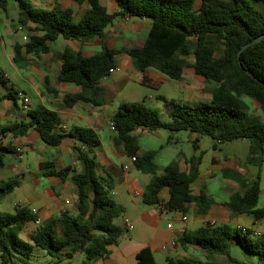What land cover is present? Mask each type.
Masks as SVG:
<instances>
[{"label": "trees", "instance_id": "16d2710c", "mask_svg": "<svg viewBox=\"0 0 264 264\" xmlns=\"http://www.w3.org/2000/svg\"><path fill=\"white\" fill-rule=\"evenodd\" d=\"M16 1L19 20L15 29L24 28L27 37L25 43H13L16 64L22 63L26 55L40 57L50 53V44L59 38L82 45L97 39L102 41V49L90 56L68 47L57 55L61 61L57 81L81 88L78 93L65 95L63 104L67 108L80 102L102 105L105 90L102 81L117 69L118 58L122 55L133 60L136 69L143 73L145 84L153 85L146 75L148 70H153L173 80L187 79L204 90L200 87L201 82L188 78L189 68L193 71L191 76L214 84L210 89V102L167 103L170 122L162 121L157 111L142 102L119 105L112 118L116 133L114 145L122 148V153L136 158V168L152 175L142 195L144 204L163 206L167 212L183 216L194 205L197 214L206 215L215 200L204 191L194 194L192 189L200 174L202 156L190 159L189 171L181 170L173 162L159 174L156 165L159 151H142L135 135L138 128L150 132L158 129L190 131L199 138H213L215 148L218 144L245 140L249 150L247 163L261 170L264 121L250 113V106L243 96L258 102L264 112V39L255 42L264 34V10L257 9L249 0H201L198 9H195L196 0H114L118 9L111 13L100 0H73L79 5H87L76 21L74 10L64 8L57 1L50 8L37 7L32 0ZM254 1L264 4V0ZM7 4L8 0H2L4 11ZM118 17L147 20L150 28L144 42L121 48L113 46L106 36V29ZM243 48L239 59L238 53ZM189 57H193V62ZM44 83L50 93H58L51 86L50 78L47 77ZM0 84L7 89L0 100L11 99L17 104L19 94L23 92L10 82L1 67ZM27 113L29 122L2 127L0 136L11 133L22 137L35 130L49 146H59L67 137L76 141L72 154L80 171L72 166H62L58 160L41 161L39 168L44 177H55L63 183L70 180L76 186L77 215L62 211L37 224L39 217L26 206H16L14 213L0 212L1 264H30L35 246L55 258H59L61 252H66L69 259L83 253L87 262L109 258L111 247L118 244L122 235V228L115 225L114 220L124 214V208L114 198L112 179L97 174L102 168L95 152L101 146L97 130L74 125L65 131L61 128L59 113L43 106L29 108ZM20 154L16 147L0 143V166H5L8 156L17 158ZM20 184L19 179L0 180V203ZM240 184L244 191L232 194L224 206L235 215L252 216L255 221L264 219V207H258L260 177ZM163 191L168 192L166 200L161 197ZM31 222L37 227L30 234L32 243H28L20 235ZM178 242L184 248L197 246L204 250L208 260L203 264H218L212 259L215 255L227 257L232 264H246L231 255V242L264 260V233L258 234L244 227L234 229L227 223H206L196 230L185 231ZM136 259L137 264H156L150 247L140 250ZM168 264L198 263L170 258Z\"/></svg>", "mask_w": 264, "mask_h": 264}, {"label": "rangeland", "instance_id": "374dc122", "mask_svg": "<svg viewBox=\"0 0 264 264\" xmlns=\"http://www.w3.org/2000/svg\"><path fill=\"white\" fill-rule=\"evenodd\" d=\"M37 7H50L55 0H32ZM63 3H67V0H56ZM110 0H101V3L111 11L108 4ZM251 4L257 9L263 11L264 4L256 2L254 0H249ZM201 0H196V7L199 6ZM0 20L2 23L0 25V67L5 71L10 82L16 85L17 87L23 89L25 94L30 98V103L24 106L26 109L37 108L40 106V98L36 93L35 88L32 86L39 85V81L35 78L30 80V73L26 66H23L22 63L16 64L12 62L10 54L12 53L11 42L12 38H21L26 33L25 29H15L18 26L19 20V8L15 0H8L7 10L3 11L1 9ZM84 12L83 6H79L76 9L75 20L78 21L81 14ZM13 18L14 23V33H11L4 23V20L9 26L11 24L10 19ZM134 20V19H133ZM116 23H123L124 18L118 17L115 20ZM143 27L140 30L135 29L132 26V22H129L125 27L127 32L123 36L108 34V37L113 39L116 45L122 46L124 44L131 43L132 41L144 40L148 34V28L145 26L148 24V21L142 20ZM9 31V32H8ZM18 31V34H16ZM2 40L6 43V49L2 47ZM24 42V41H23ZM61 42H57L52 46L53 50L60 48ZM82 47V46H81ZM87 46H83V51L87 52ZM101 50V47H98L96 51ZM190 62H193V57L188 58ZM125 60H129L132 63L133 60L127 57H121L118 64ZM153 71V70H152ZM190 74L188 78L201 82V88L192 85L189 83V80H173L164 76L166 80L159 82L156 85L145 84L140 79V72L138 70H130L125 72L121 69L119 72H113L110 76L105 78L102 83L106 86V93L101 97L103 99V104L98 106H92L94 109V114L100 119L102 128L99 131V137L103 143V147L100 150V155L102 156L104 151L105 153L110 150L113 138L116 136L115 131H111L110 123L112 118L117 112L119 105L124 102H142L146 107L153 109L158 112L160 118L164 122H170L171 118L167 110L166 104L171 101H176L179 103H188V104H199L203 102H210L212 99V94L210 89L214 86L213 83H206L197 76H191L192 69L187 70ZM1 85V84H0ZM3 86V85H1ZM4 87V86H3ZM163 97L160 99L159 97ZM243 100L249 104L250 113L252 115H258L264 121V112L261 110L260 104L250 97L243 96ZM22 101V100H21ZM22 105V102L20 103ZM22 107V106H21ZM71 126L74 124L81 125L83 123H76L75 121L70 123ZM135 135L139 139L140 147L143 152L147 151H159L157 156V171L159 174L163 173V168L173 162H178L182 157L190 158L194 154V144L195 138L194 134L190 131H179L171 132L166 129H158L154 132H150L144 128H138L135 131ZM214 139L209 136H204L199 143L200 150L203 152V159L200 166L201 173L212 172L215 174L214 178H208L206 181L205 189L212 195L217 202L222 200H227L228 197L221 191V188L225 186L223 180V173L218 168L213 170L212 163L214 157L217 160L224 162V158L232 162L233 165L229 168V173L227 176H231L238 182H250L260 177L261 184V194L259 199L258 207H264V163L259 171V169L253 165L246 163V159L249 156L248 146L245 144L244 140H238L235 144H222L220 150H216L213 147ZM112 152L108 153L109 158L112 160L110 167H104L98 171V176H103L105 178H110L113 181V190L117 193L114 196L116 202L124 208V214L114 220V224L122 228V235L118 241L117 245L111 247V255L104 261V264H135L136 258L135 254L140 249L147 246V244L152 243V248L156 249L155 257L157 264H168L170 258L182 259L186 261L196 262L198 264H203L208 260L207 253L201 248H191L187 250L188 257L181 255L183 252V247L180 245V251L174 249V246L169 243L167 234L168 232L164 231L167 229V224L169 222L174 223L177 227L178 223L175 220L177 214L172 212H165L162 217V221L158 223V228H154L149 223L145 222L142 219H138L143 209H148L149 206L143 203L142 195L145 192L147 185L152 179V175L147 174L132 164L129 170L122 169V165L129 163L130 157L125 153L121 152L120 148L113 147L111 148ZM57 148L49 146L46 143L42 142L39 138L32 144L30 147H25L21 158L17 159L13 156H8L9 162L11 160L16 161L19 167L23 168H32L27 174L28 178L37 176L35 170L37 169V159L40 156H44L47 159H52L54 156H57ZM96 154H98L96 152ZM99 161L104 162L105 158L98 156ZM228 169V168H227ZM226 169V170H227ZM247 174V175H246ZM12 179H16L14 176ZM9 180V179H6ZM20 181H23V178L20 177ZM28 184H31L30 180H27ZM54 189L55 192L60 193L64 187L60 181L55 179H48L45 177H40V184L37 185V191L43 193L47 189ZM73 191V188H70ZM69 191V192H71ZM139 191L140 196L135 195ZM18 205L29 207L30 209H39L42 207V203L32 197L26 192V188L18 187L12 193L7 195L2 202L0 203V212L14 213L15 208ZM65 208L73 215H77V209L74 205H65ZM38 212V211H37ZM53 212V211H52ZM62 212L54 211L56 215ZM53 215V216H56ZM190 218V228L198 229L204 225L203 222L197 221V214L194 210L188 212ZM52 217L51 215H45L44 221ZM236 223L234 221L229 222L234 229L244 227L252 229L256 233H264V219L255 221L252 216H237ZM42 221L41 223H43ZM128 224L133 225V229L128 228ZM37 224L31 222L27 224L24 231L21 233L20 237L28 242L32 243L30 240V234L35 230ZM163 246L166 249H162ZM230 253L237 260L244 262L246 264H264V260H260L259 256L251 253L235 242L230 243ZM212 259L218 264H232L227 257L223 255H215ZM81 260L86 261L85 256H82ZM30 264H57V258L52 257L47 253L46 250L35 246L33 250V255L30 260ZM75 264H81L78 259Z\"/></svg>", "mask_w": 264, "mask_h": 264}, {"label": "crops", "instance_id": "0c3cea01", "mask_svg": "<svg viewBox=\"0 0 264 264\" xmlns=\"http://www.w3.org/2000/svg\"><path fill=\"white\" fill-rule=\"evenodd\" d=\"M55 2H56V0H55ZM57 2H59V1H57ZM16 3H17V1H16ZM54 3H52V5H50V7H52ZM59 3L64 8H67V7L72 8L74 10L75 14H76L77 7L80 6L79 4L74 2L73 0H67V3H63L60 1ZM108 4L111 8L110 9L111 11H109V12L113 13L118 9V5L114 0L108 1ZM200 5H201V2H200L198 7H196V4H195V9H198L200 7ZM81 6H83L84 11L87 9L86 4H83ZM50 7H43V8H50ZM0 13H2V12H0ZM6 18L10 19V21H11V24L8 26L7 22L4 20L6 28H8V30H10L11 33H14L15 31L13 28V24L16 22H14L13 18H8V17H6ZM129 22H132V26L137 30H140V28L143 27L142 20H138V19L133 20V19H129V18H124L123 23H116L114 21V23L106 29V36L110 40V42L113 46H116L117 48H121V47H126L129 45H132L134 43L144 42L145 39L144 40H138L136 42L132 41L131 43L124 44V45L118 47L116 45V43L113 41V39L108 37L109 33L116 35V37L118 35L123 36L124 33L127 32V29L125 26ZM1 23H2V20H0V25H1ZM145 26H147L148 31H149V28H150L149 22ZM16 34H18V32H16ZM24 36H26V33L22 36V39ZM20 39L21 38H19V39L15 38V40H14V38H12V40H10L11 47H12V53L10 54V58H11L12 62H14V60H13V56H14L13 43H14V41H18L20 43H25L24 40H23L24 41L23 42ZM57 42H61L60 48L53 50L52 46ZM83 46H87L86 47L87 52L83 51ZM2 47L4 49L7 48L6 43L3 40H2ZM67 47L71 48L75 51H82L85 55L90 56V55H93L94 53L100 51V50L96 51V49L98 47H101V49H102V41L100 39H97V40H93L89 43L82 45L76 41H71V40L59 38L57 41L50 44V48H51L50 53L42 55L40 57H35L32 55H26V59L24 61H22V65L26 66V68L29 70V73H30L29 79L30 80H33L36 78L39 81V85H35L33 83L32 86L35 88L36 93L40 98V106L46 107V108L53 110V111H57L59 113L61 121H62L61 128L63 130L69 131V129L72 126L77 125V124H74L71 126L70 123L75 121L76 123H83V124L77 125V126L92 127L94 129H96L97 133L99 134V131L101 130L102 125H101L100 119L94 114V109L92 107L93 105L80 102V103L76 104L75 106H73L72 108H67L63 104V101H64L66 94H75V93H78L81 91V88L75 84L59 83L57 81V78H58V75H59V72L61 69V61L57 58V55L59 53H61ZM121 57H126V56L125 55L120 56L118 58L117 62H119V59ZM121 69L124 71V73L125 72L127 73L130 70H137L135 64L129 60L123 61L121 63V65L118 64L115 72H119ZM138 72H140V71H138ZM146 75H148V77L151 79V83L153 85H156L157 83L163 82L164 80H166L164 77L165 75L160 74V73L155 72V71H152V70H148L146 72ZM47 77L50 78V80H51V86L53 88L57 89L58 93L56 95L53 93H50L46 89V87L44 85L45 84L44 81ZM198 78L201 79V77H198ZM140 79H141V81L143 79V73L142 72H140ZM201 80H203V79H201ZM102 86L105 89L104 93H106V90H107L106 86L103 83H102ZM17 88L21 92L24 91L23 89H21L19 87H17ZM6 93H7V89L0 85V96L5 95ZM23 93L29 99V103H30L29 96L27 94H25V92H23ZM21 100L22 99H20L17 104H15L11 99L3 98L2 100H0V128L9 126V125H12L15 123H21V122L27 123V122H29L30 118H29L28 113H27L28 109H26L24 107L26 105H24L23 101H21ZM21 102H22V105H20ZM194 135H195L194 140L195 141L198 140V142H195V144H194V151L195 152H194V154H192V157L202 156V159H203V152L200 150V146H199V143L203 137L199 138L198 135H196V134H194ZM38 138L41 140L39 134L35 130H30L26 136H22V137H15L11 133L0 136V143L4 146L9 145V146L16 147L17 150L19 152H21V154L17 157V159H19V158H21V156L23 154L24 148L32 146V144ZM236 142H238V141L230 142L227 144H230V146H231V145L235 144ZM75 144H76V141L73 138L67 137L64 139V141L62 142L61 145L56 146V148H57V154L56 155L57 156H54V158H52V159H47L44 156H40L37 159V169L35 170L37 176L32 177L31 179L28 178L27 174L30 173L31 175H33L32 172H29L30 170H32V168H30V167L29 168L19 167L17 165L16 161L11 160L9 162L8 157L5 160V166L4 167L0 166V180H6V179L11 180L10 178H13L14 176H16V179H20V177H22L23 181H21V184L19 187L25 186L26 192L29 195H31L32 197H35L36 199H38L42 203L41 208L33 209V210L38 211L37 216L39 217L41 222L44 221V217L47 214L51 215L52 217H55V216H53V215H56L54 213V211H57V210L60 211L61 209H62V211H69L65 208L64 204L75 206V203L77 200V188L70 180L63 183L58 178L52 177V178H48V179H55L57 181H60L63 184L64 187L62 188V191L60 193H57L51 187V189H52L51 191H50V189H47V191L40 193L36 189H37V185L40 184V177H44V176L42 175V173L40 171L39 164L41 161L58 160L62 166H72V168L78 169L80 171L81 170L80 166L73 161V154H72L73 149L72 148ZM113 144H114V138L112 140L110 150L106 153L104 151L102 156L100 155V150L103 147L102 142H101V146L99 148H97L95 151L98 153V154H96L97 159H98V156H100L101 158H105L104 162L101 163L99 161L101 163V165L103 164L104 167H107V166L110 167V165H111L112 160L109 158L108 153L112 152L111 148L113 147ZM245 144L248 146L247 141H245ZM214 145H215V141H214ZM214 145H213V147H214ZM195 146L198 148H196ZM220 148H221L220 144H218L217 148L214 147V149H216V150H220ZM120 149L122 151V148H120ZM157 162H158V159H156V165H157ZM176 163L181 168V170L189 171L190 160H188V158L182 157ZM246 163H247V159H246ZM229 165L232 166L233 163L229 162V160H227L226 158H224V162H221L220 159L217 160V158L214 157L213 163H212L213 170L215 168H218L223 173V180H224L225 186L223 188H221V191L228 198L236 192H243L244 191V188L241 186L240 182H238L237 180H235L231 176H227V173L230 172L229 171V168H230ZM131 166H132V162L129 161L128 164H126L124 166L122 165V169L129 170L131 168ZM200 166H199V170H200ZM125 167H129V168L126 169ZM214 176H215V174L212 173L211 171L207 172V173H201V171H200L198 179L192 184V189H193L194 194H200V192L204 191L208 196L213 197L205 189V187H206L205 185H206L207 179L208 178H214ZM45 178H47V177H45ZM27 180H30L31 184H28ZM71 187L73 188V191H71V189H70ZM69 191H71V192H69ZM113 194H114V196L117 195V193L114 190H113ZM135 195L140 196V192L137 191L135 193ZM161 197H162V199L166 200L168 198V192L163 191ZM214 200H215V198H214ZM227 200H222L221 202H217L215 200V203L212 205L211 209L208 211V213L206 215L197 214V212H196L197 208L194 205L191 206L190 210L191 209L194 210V212L197 214V221H201L204 224H206V223H212V224H214V223L215 224L227 223L228 224L229 222H232V221H234L236 223L237 221H236L235 217L243 216V215H235L231 212V210L229 208L225 207L223 203ZM147 206H149V205H147ZM165 212H167V211L165 210V208L163 206H149L148 209H143V212H141L138 219L144 220L145 222L149 223L150 225H152L154 228H156L158 230L159 229L158 223L162 221V217L165 214ZM175 214H177V216L175 217V220L178 223L177 227L173 223V227L168 228V224L172 223V222H169L167 224V229L164 231L168 232V234H167L168 240L167 241L169 243L176 242L174 249L179 252L180 251V243L178 242V240L182 236L180 233L181 229L184 228L185 231L196 230V229L190 228V218H189L188 214L185 216V217H187L186 222L181 221V218L183 217L182 214H179V213H175ZM58 215H56V216H58ZM152 243L153 242H150V244H147V246H145V247H150L152 249L153 255L155 257L156 249L152 248ZM191 248L197 249L199 247H197V246H189L188 248L183 247V252L182 253L179 252V254L181 253V255L188 257L187 250H190ZM142 249H140V250H142ZM139 251L136 252L135 258H136V255ZM82 256H85V255L83 253H77L74 255V257L72 259H69L66 257V252H61L60 257L57 258V264H75L78 259L80 260L81 264H104V261H100V260H106V259H100V260L93 261V262H87V261L81 260ZM155 260H156V257H155ZM191 261H193V260H191ZM0 264H1V262H0ZM135 264H137V259H136ZM156 264H157V262H156Z\"/></svg>", "mask_w": 264, "mask_h": 264}, {"label": "built area", "instance_id": "2783aa9c", "mask_svg": "<svg viewBox=\"0 0 264 264\" xmlns=\"http://www.w3.org/2000/svg\"><path fill=\"white\" fill-rule=\"evenodd\" d=\"M1 5H2V0H0V12H1V9H2L1 8ZM23 40L26 42L27 41V37L24 36L23 37ZM115 71H116V69H113L112 70V72H115ZM19 97H20V99H22L23 103H25V104H28L29 103V99L23 93H20L19 94ZM110 127H111V130H113V131L115 130V126H114L113 122L110 123ZM130 160H131L132 164H134L136 158L135 157H130ZM125 168L128 169L129 167H125ZM33 213L37 215L38 212H37V210H33ZM181 221L182 222H186L187 221V217L183 216L181 218ZM40 223H41V220L38 218L37 224H40ZM172 227H173V223L168 224V228H172ZM128 228L129 229H133V225L132 224H128ZM180 233H181V235H183L185 233V229L182 228ZM258 234H261V233H258ZM171 245L172 246H175L176 245V242H172ZM162 249L165 250L166 247L163 246Z\"/></svg>", "mask_w": 264, "mask_h": 264}, {"label": "water", "instance_id": "95a60500", "mask_svg": "<svg viewBox=\"0 0 264 264\" xmlns=\"http://www.w3.org/2000/svg\"><path fill=\"white\" fill-rule=\"evenodd\" d=\"M264 39V34L263 35H261V36H259L256 40H255V42L257 43V42H260L261 40H263ZM244 50V48L243 49H241L240 51H239V53H238V58L240 59V56H241V53H242V51Z\"/></svg>", "mask_w": 264, "mask_h": 264}]
</instances>
